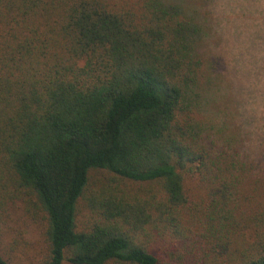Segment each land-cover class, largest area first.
<instances>
[{"label": "trees", "instance_id": "1", "mask_svg": "<svg viewBox=\"0 0 264 264\" xmlns=\"http://www.w3.org/2000/svg\"><path fill=\"white\" fill-rule=\"evenodd\" d=\"M21 195L38 264H264V0H0V206Z\"/></svg>", "mask_w": 264, "mask_h": 264}, {"label": "rangeland", "instance_id": "2", "mask_svg": "<svg viewBox=\"0 0 264 264\" xmlns=\"http://www.w3.org/2000/svg\"><path fill=\"white\" fill-rule=\"evenodd\" d=\"M91 188L97 189L112 177L104 171H94ZM114 182H117L115 180ZM119 189L132 190L137 185L118 182ZM77 224L82 226L89 216L88 208L78 201ZM41 212L34 207L29 195L6 201L0 206V253L9 264H38L46 254ZM67 264V263H64Z\"/></svg>", "mask_w": 264, "mask_h": 264}]
</instances>
